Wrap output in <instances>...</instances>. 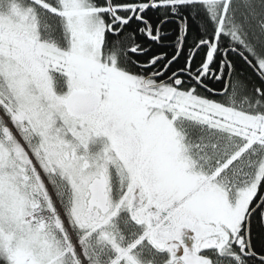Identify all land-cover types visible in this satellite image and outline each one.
Listing matches in <instances>:
<instances>
[{
	"label": "snow or ice",
	"instance_id": "1",
	"mask_svg": "<svg viewBox=\"0 0 264 264\" xmlns=\"http://www.w3.org/2000/svg\"><path fill=\"white\" fill-rule=\"evenodd\" d=\"M0 264H264V0H0Z\"/></svg>",
	"mask_w": 264,
	"mask_h": 264
}]
</instances>
